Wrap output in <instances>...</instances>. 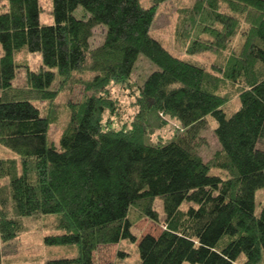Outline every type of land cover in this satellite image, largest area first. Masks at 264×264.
Returning a JSON list of instances; mask_svg holds the SVG:
<instances>
[{
    "label": "trees",
    "instance_id": "16d2710c",
    "mask_svg": "<svg viewBox=\"0 0 264 264\" xmlns=\"http://www.w3.org/2000/svg\"><path fill=\"white\" fill-rule=\"evenodd\" d=\"M157 1L50 0L51 22L41 23L38 0H0V241L23 231V216L50 213L47 225L60 232L43 234L42 243L76 250L48 264H96L97 246L123 238L135 243L136 264H233L238 257L264 264V200L253 208L255 189L264 187V148L256 146L264 136V0L181 6L174 32L188 33V57L150 33ZM196 18L205 22L201 39L189 32ZM97 25L102 39L91 47ZM237 35L221 65L209 70L190 58L217 53ZM137 54L154 68L135 86L130 118L116 126L109 86L128 88ZM19 68L22 82L14 84ZM220 78L236 86L229 113ZM75 83L83 93L64 101L54 144L47 130L55 98ZM207 116L218 149L203 161L195 140ZM167 119L177 123L172 136L151 139ZM155 198L160 230L133 235L134 219L156 223Z\"/></svg>",
    "mask_w": 264,
    "mask_h": 264
},
{
    "label": "rangeland",
    "instance_id": "374dc122",
    "mask_svg": "<svg viewBox=\"0 0 264 264\" xmlns=\"http://www.w3.org/2000/svg\"><path fill=\"white\" fill-rule=\"evenodd\" d=\"M143 5L152 4L153 0H140ZM193 0H162L154 3V17L150 26V33L153 34L160 42L163 44L170 52L180 57H188L184 54V45L185 42L189 39L188 33H184L180 36L183 29H177L175 31V25L178 18V9L181 6L191 5ZM40 5V11L38 13V20L41 23L51 22L50 16V0H38ZM222 11L226 9L222 6L220 7ZM82 11L81 6H77L73 11V15L80 16ZM228 13V12H227ZM204 20L195 19L192 25H190L189 32L192 35L200 38L206 36V34H199L197 31L201 27H204ZM244 25V23H243ZM103 28L100 25L94 26L89 38V46L99 43L102 39ZM179 34V36L177 35ZM199 34V35H198ZM240 43L239 36H234L230 40H227L225 48L213 53L211 51H204L199 53H194L190 56L191 59H195L200 64L204 65L207 69L210 70L212 66L214 67L221 65L227 51L231 47H235ZM26 61H28L30 66L37 64L36 57L31 55H26ZM132 71L129 75L130 85L128 88H121L118 85L109 86V95L115 98L117 104V113L118 117L114 120L116 126L122 120H128L133 113V94L135 92V86H137L142 78L149 72L150 69H153V65L148 62L144 56L137 54L135 63L133 64ZM23 73L22 69L19 68L16 71V77L13 80L14 84H19L22 82ZM218 88L220 92L225 93L228 97V102L223 105V108L227 113L233 110L237 103L235 94V84L230 83L222 78L219 79ZM82 85L74 84L69 89V91H63L59 96L55 98L56 109L55 116L56 118L48 124L47 138L53 142L57 143V136L60 130L63 128V124L66 121L65 115V106L64 101L68 99L70 102H75L80 99L82 95ZM205 122L203 128L198 130L196 143L197 154H200L203 161H209L212 153L218 149V144L215 141V137L212 131V127L215 125V121L212 120L209 116L205 117ZM166 124L163 127L155 129L150 138L154 139L159 137L161 140L167 139L172 136V129L177 125L176 122L167 119ZM256 146L259 148H264V136L260 137L256 143ZM211 172L218 174L219 176L224 175L223 172L218 171L216 168H209ZM254 211L258 210V204L264 200V187L255 189L254 193ZM186 203H181L180 207L184 208ZM152 207L157 212V221L156 223L149 220L147 217H140L134 219L130 230L133 235L140 236L145 232L150 234H156L157 231L161 228V221L163 219V211L161 210V202L158 198H155L152 202ZM50 213L43 215H33V216H23V231L20 232L12 241L3 242L0 241V264L6 262L7 264H48L50 260L57 258H68L75 254V248L71 245H44L42 243L41 236L45 233H56L60 230L50 228L49 225L53 221V218H49ZM121 251L122 255L117 257L116 252ZM92 259L96 264H103L107 261H115L118 264H136L137 263V253L135 243L129 242L127 239H121L118 242L112 244H101L96 247L92 252ZM242 258L238 257L233 264H241ZM264 263V259H263ZM180 264H190L188 262H181ZM195 264V263H191Z\"/></svg>",
    "mask_w": 264,
    "mask_h": 264
}]
</instances>
